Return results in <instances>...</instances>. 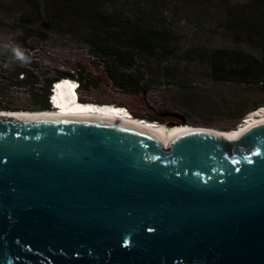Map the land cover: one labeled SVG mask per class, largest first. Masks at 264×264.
<instances>
[{"label": "water", "instance_id": "1", "mask_svg": "<svg viewBox=\"0 0 264 264\" xmlns=\"http://www.w3.org/2000/svg\"><path fill=\"white\" fill-rule=\"evenodd\" d=\"M3 110L0 264H264V120L165 142L116 119Z\"/></svg>", "mask_w": 264, "mask_h": 264}, {"label": "rangeland", "instance_id": "2", "mask_svg": "<svg viewBox=\"0 0 264 264\" xmlns=\"http://www.w3.org/2000/svg\"><path fill=\"white\" fill-rule=\"evenodd\" d=\"M55 1L49 0L46 12L57 20L61 11L54 7ZM250 1L98 0L96 7L98 12L103 10L110 20L127 18L134 21L139 16L137 20L150 27L170 25L172 32L179 37L175 44L178 48L174 53L176 56L192 49L226 48L260 57L259 35L227 23V12L231 8L247 12L251 8L245 7V4ZM35 5L36 0H0V44L9 49L18 48L27 58L25 64L46 76L74 75L79 68L87 72L91 83L78 87L83 101L110 102L125 106L131 113L140 116L177 122L184 120L187 124L221 130L237 127L247 115L264 107L262 85L214 81L208 76L206 67L187 53L183 57L162 61L141 56L138 67L147 77L150 87L140 92L125 91L111 82L102 61L90 51L84 40L88 31L86 27L74 26L71 36L60 29L50 30L47 38L34 36L30 39L33 48L27 49L20 44V30L16 23L20 16L33 20ZM257 13H260L259 10ZM232 100L246 108L257 102L259 106L248 109L242 118L236 119L238 111H229L225 107ZM22 101L16 99V102Z\"/></svg>", "mask_w": 264, "mask_h": 264}, {"label": "trees", "instance_id": "3", "mask_svg": "<svg viewBox=\"0 0 264 264\" xmlns=\"http://www.w3.org/2000/svg\"><path fill=\"white\" fill-rule=\"evenodd\" d=\"M57 1L54 2V7L61 11L57 20L46 12L50 5L49 0H36L33 20L21 16L18 18L16 23L20 30L18 39L23 47L33 48L30 39L34 36L47 38L48 33L53 29H60L71 36L74 26L86 27L88 31L84 40L90 51L102 61L111 82L125 91L140 92L150 87L147 77L138 67L141 56L162 61L165 58L183 57L186 53L204 65L208 76L214 81L254 83L264 87V0H252L245 4V7L251 8L247 12L232 8L227 12V23H231L234 27L238 26L237 29L240 30L244 27L246 32L253 31L259 35L260 57L226 48H209L200 51L192 49L185 51L182 56L179 54L176 56L174 53L178 48L175 44L179 41V37L172 32L168 24L150 27L139 22L137 20L140 19L139 16L135 17L134 21L127 18L110 20L103 10L98 12L96 7L98 0ZM251 10L255 11L256 15L252 14ZM257 10L260 13H257ZM73 17L79 19L74 20ZM12 50L0 44V109L36 111L49 109L48 98L52 84L62 77H74L81 87L91 83L90 78L86 76L87 72L81 71L80 68L74 75H43L27 66L25 62L16 59ZM76 93L79 101L86 102L79 96L78 87ZM16 99H23V101L16 102ZM258 106L259 102L251 108L256 109ZM225 107L229 111H238L236 119L242 118L247 110L251 109L243 107L235 100L227 102ZM132 115L159 122L167 120L135 113ZM263 115L264 107L247 115L241 123Z\"/></svg>", "mask_w": 264, "mask_h": 264}, {"label": "bare ground", "instance_id": "4", "mask_svg": "<svg viewBox=\"0 0 264 264\" xmlns=\"http://www.w3.org/2000/svg\"><path fill=\"white\" fill-rule=\"evenodd\" d=\"M77 80L72 77H62L54 82L52 85L50 100L52 108L48 110L35 111H2L3 114H25L27 116H38V114L49 115L55 117H79V118H101L110 120H119L121 122L141 124L148 128H152L155 133L162 137L167 142L169 139L174 138L182 132L192 130L194 127H205L200 125L180 124L177 121L168 120L165 122L149 121L147 119L138 118L132 115L125 107H121L111 103H97V102H81L78 100L76 88L78 86ZM264 120V115L254 117L250 120L241 123L237 128L221 130L211 128L219 131L230 137H235L240 131L247 126Z\"/></svg>", "mask_w": 264, "mask_h": 264}, {"label": "clouds", "instance_id": "5", "mask_svg": "<svg viewBox=\"0 0 264 264\" xmlns=\"http://www.w3.org/2000/svg\"><path fill=\"white\" fill-rule=\"evenodd\" d=\"M12 51H13L14 56H15L16 59L20 60L21 62H25L26 61L27 58L24 56L23 52H21L18 48L17 49H13ZM77 87H79V86H77ZM50 96L51 95H49V98H50Z\"/></svg>", "mask_w": 264, "mask_h": 264}, {"label": "flooded vegetation", "instance_id": "6", "mask_svg": "<svg viewBox=\"0 0 264 264\" xmlns=\"http://www.w3.org/2000/svg\"><path fill=\"white\" fill-rule=\"evenodd\" d=\"M49 99V98H48ZM168 120H173V119H167L166 121H168ZM173 121H175V120H173Z\"/></svg>", "mask_w": 264, "mask_h": 264}]
</instances>
